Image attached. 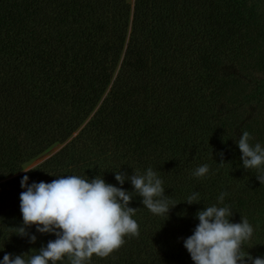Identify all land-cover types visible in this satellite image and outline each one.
<instances>
[{
    "label": "trees",
    "instance_id": "trees-1",
    "mask_svg": "<svg viewBox=\"0 0 264 264\" xmlns=\"http://www.w3.org/2000/svg\"><path fill=\"white\" fill-rule=\"evenodd\" d=\"M244 5L0 0V261L38 254L56 238L35 226L27 229L35 243L17 235L25 175L29 185L78 175L121 187L116 171L149 167L177 205L168 217L152 214L126 179L140 235L91 264H193L184 240L198 210L212 205L230 206L233 222L247 218L254 234L243 250L264 256V184L243 168L236 143L248 131L250 143L264 147V84L255 85L259 63L249 41L260 24ZM57 143V152L22 172ZM203 164L209 174L193 176ZM193 192L199 203L190 205Z\"/></svg>",
    "mask_w": 264,
    "mask_h": 264
},
{
    "label": "clouds",
    "instance_id": "clouds-1",
    "mask_svg": "<svg viewBox=\"0 0 264 264\" xmlns=\"http://www.w3.org/2000/svg\"><path fill=\"white\" fill-rule=\"evenodd\" d=\"M254 138L244 131L236 141L245 170H257L256 178L264 184V147L250 143ZM223 164V153H220ZM25 172L31 169L24 170ZM210 166L203 164L192 173L204 178ZM128 179L134 191L142 198V204L152 214L164 216L177 203L165 195L163 180L151 167L143 174L116 171L115 180L121 187L107 183L96 176L85 179L78 175L60 176L51 182H33L29 177L21 180L25 190L20 194V212L23 223L16 227L17 235L29 236L30 243L37 237L28 228L35 226L41 234H53L56 238L42 246L38 254H5L0 264H57L65 259L69 264H91L92 257L108 258L125 245V237L140 235L139 224L133 219L137 208L130 207L132 192L122 185ZM226 192L218 198L223 204ZM200 194L193 192L186 203H199ZM199 220L193 234L184 240V247L193 264H264V257H253L243 250L250 241L254 228L247 218L233 222L230 206H208L198 210Z\"/></svg>",
    "mask_w": 264,
    "mask_h": 264
},
{
    "label": "rangeland",
    "instance_id": "rangeland-1",
    "mask_svg": "<svg viewBox=\"0 0 264 264\" xmlns=\"http://www.w3.org/2000/svg\"><path fill=\"white\" fill-rule=\"evenodd\" d=\"M130 2H133V0H129ZM244 10H250L251 16H255L256 21L259 22V32L256 34L253 33V35L249 37H253V39H249L250 45L254 48V50L251 51L252 55H256L257 57V63H259L258 66V73H257V83L255 85L259 87L261 83L264 84V0H245ZM248 12V11H247ZM253 13V14H252ZM258 65V64H257ZM257 68V66H256ZM250 73V69L246 70ZM253 84V81L247 83V86L250 87ZM262 89V88H261ZM260 102L264 103V94L260 96ZM63 144H54L51 147H49L47 150L39 154L34 159L30 160L26 164L23 165L22 172L24 170L31 169L47 158H49L51 155H53L55 152H57ZM264 257V256H262Z\"/></svg>",
    "mask_w": 264,
    "mask_h": 264
}]
</instances>
